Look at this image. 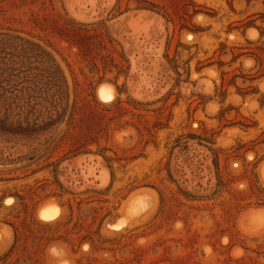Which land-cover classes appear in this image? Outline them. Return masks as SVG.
Instances as JSON below:
<instances>
[{
  "label": "rangeland",
  "instance_id": "obj_1",
  "mask_svg": "<svg viewBox=\"0 0 264 264\" xmlns=\"http://www.w3.org/2000/svg\"><path fill=\"white\" fill-rule=\"evenodd\" d=\"M263 98L264 0H0V264H264Z\"/></svg>",
  "mask_w": 264,
  "mask_h": 264
},
{
  "label": "bare ground",
  "instance_id": "obj_2",
  "mask_svg": "<svg viewBox=\"0 0 264 264\" xmlns=\"http://www.w3.org/2000/svg\"><path fill=\"white\" fill-rule=\"evenodd\" d=\"M112 2V1H111ZM114 2V1H113ZM94 3V2H93ZM93 3H92V6H93ZM91 17L92 18V16L90 15V14H88V15H86V17L88 18V17ZM149 16V15H148ZM151 17V16H150ZM91 18H89V19H91ZM124 18H121V19H119V22H122V21H124L123 20ZM143 19V18H142ZM153 19V18H152ZM86 20H88V19H86ZM149 21H150V19H148ZM146 21V20H145ZM140 24V23H139ZM129 25V24H128ZM142 25V24H141ZM138 26V25H137ZM143 27H141V29H142ZM146 28V27H145ZM135 30V29H134ZM135 32V31H134ZM139 39V38H138ZM104 89L105 91H107V92H109V93H111L110 92V89H109V87L107 86V85H105V84H103V85H101L100 87H99V89H98V95L97 96H99V92H100V90L101 89ZM112 88V87H111ZM211 91V90H210ZM210 93V92H209ZM77 162V160L76 159H74V160H72L71 162H70V164L71 165H73V164H75ZM179 163V162H178ZM69 164V163H68ZM77 164H78V162H77ZM67 166V165H66ZM73 168V167H72ZM103 171V170H102ZM262 171H263V173H264V163H263V165H262ZM69 172V171H68ZM108 174V173H107ZM70 175V174H69ZM263 176H264V174H263ZM108 177V176H107ZM68 178V177H67ZM110 179V178H109ZM73 180V179H72ZM97 180V179H96ZM86 189V188H85ZM102 189V188H101ZM84 190V189H83ZM51 205V204H50ZM50 205H48V207H45V208H42V209H40L39 211H38V213H37V216H38V218L42 221H51V220H53L55 217H57V214H58V207H56V206H50ZM134 206V205H133ZM136 207V206H135ZM138 209H136V208H133L132 209V214H137V211ZM129 213V212H128ZM244 219H247V220H250V221H252V220H254V219H256V213L255 212H253V211H249V212H247V213H245L244 214V216L242 217V221H244ZM125 222H126V219H122V220H120V221H118L117 223H115L114 225H112L111 226V228H113V229H118V228H120V227H122L123 225H125ZM253 225V224H252ZM256 225V224H255ZM250 228V227H249ZM254 229L255 228H252V229H246V231H254Z\"/></svg>",
  "mask_w": 264,
  "mask_h": 264
},
{
  "label": "clouds",
  "instance_id": "obj_3",
  "mask_svg": "<svg viewBox=\"0 0 264 264\" xmlns=\"http://www.w3.org/2000/svg\"><path fill=\"white\" fill-rule=\"evenodd\" d=\"M99 99L105 103L114 101L115 99L114 89L112 90V93L110 94L109 92L105 91L102 88L99 92Z\"/></svg>",
  "mask_w": 264,
  "mask_h": 264
},
{
  "label": "trees",
  "instance_id": "obj_4",
  "mask_svg": "<svg viewBox=\"0 0 264 264\" xmlns=\"http://www.w3.org/2000/svg\"><path fill=\"white\" fill-rule=\"evenodd\" d=\"M42 53H44L45 54V52L44 51H42ZM52 61V60H51ZM53 62V61H52ZM261 105H264V98H263V100L261 101Z\"/></svg>",
  "mask_w": 264,
  "mask_h": 264
},
{
  "label": "crops",
  "instance_id": "obj_5",
  "mask_svg": "<svg viewBox=\"0 0 264 264\" xmlns=\"http://www.w3.org/2000/svg\"><path fill=\"white\" fill-rule=\"evenodd\" d=\"M0 237H1V235H0Z\"/></svg>",
  "mask_w": 264,
  "mask_h": 264
}]
</instances>
